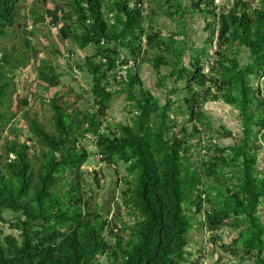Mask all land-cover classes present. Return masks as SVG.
I'll use <instances>...</instances> for the list:
<instances>
[{"label": "trees", "instance_id": "16d2710c", "mask_svg": "<svg viewBox=\"0 0 264 264\" xmlns=\"http://www.w3.org/2000/svg\"><path fill=\"white\" fill-rule=\"evenodd\" d=\"M23 1L0 0V39L19 23ZM145 1L70 0V9L58 6L39 19L50 17L55 26L61 24L62 40L79 50L93 48L84 63L92 77L97 111L70 116L54 99L52 131L27 118L34 143L41 147L38 154L32 156L33 148L27 143L7 144L6 161L0 167V224L10 225L14 234L0 240V264H100V257L109 264H189L187 235L193 225L185 215L187 208L199 218L205 212V220L198 225L213 233L210 242L221 252L243 264H264V222L259 214L264 206V171L258 167L264 100H258L252 87L254 80L264 76V0L257 9L242 0H230L232 8L221 14L219 23L209 24L208 45L213 44L219 26V49L209 76L199 57L192 71L181 66L183 50L174 48L173 37L164 40L153 19L145 16ZM191 1L197 6L206 2L218 22L211 9L213 0ZM25 42L30 46L28 36ZM164 49L176 58L175 65L165 57ZM149 52L153 59L148 58ZM243 53L249 57L242 66ZM119 61L135 65L149 61L162 87L168 79L174 83L171 89L166 86L167 100L162 104L146 89L139 69H130L123 79V92L133 103V119L105 129L103 118L114 98L111 86L123 84L117 79ZM6 65L8 56L0 57V105L9 91L2 81ZM164 66L172 67L168 77L160 74ZM180 91L185 95L175 109L178 103L172 96ZM209 99H221L238 110L242 130L227 147L210 137L208 156L198 152L193 161L190 152L199 151L193 142L206 135L205 127L214 126L202 110ZM177 110L189 122L175 132L177 123L171 114ZM221 131L220 139L233 136L225 126ZM89 136L101 162L124 164L130 176L122 194L123 205L135 221L128 237L113 230L99 209L90 212L86 208L82 168L93 155L83 142ZM229 175L236 182L233 188L224 182ZM212 179L214 185L209 183ZM202 194L211 209L203 210ZM8 213L14 219L7 218ZM225 229L238 232L231 245L224 243Z\"/></svg>", "mask_w": 264, "mask_h": 264}, {"label": "rangeland", "instance_id": "374dc122", "mask_svg": "<svg viewBox=\"0 0 264 264\" xmlns=\"http://www.w3.org/2000/svg\"><path fill=\"white\" fill-rule=\"evenodd\" d=\"M184 1L188 2L189 0ZM162 2L164 0L160 2L158 0H148V9H151L152 14L164 22L163 26L166 29H171L170 25L172 22L168 19L166 13L168 2L167 6L163 5ZM248 2L249 4L251 3V7L253 6L252 4H258L257 0H249ZM69 3L70 0H24L19 23L13 27L7 37L0 39V57L8 56V65L3 69L2 81L9 85L8 97L3 101V105H0V116L5 119L0 121L1 168L6 161V158L4 159L5 148L11 142L27 143L33 148L30 151L32 156L34 153L38 154L41 151V147L34 143V138L29 132L27 118L35 119L47 131H52L53 110L51 102L54 99L60 106L67 109V114L70 116L97 111V107L93 105V97L91 95L92 77L87 73L84 63L87 57L93 55V48L85 51L79 50L71 42L62 40L60 35L61 24L55 26L52 24L50 17H47L46 21L39 20L48 16V12L54 11L58 6L63 10L70 9L68 7ZM157 3L160 4L157 6ZM134 4L135 2H133ZM59 16L62 17V14L60 13ZM156 17L153 19L154 24L157 22ZM27 36L30 46H27L25 42ZM248 57L247 53H243L240 56L242 66L246 64ZM148 58L153 59L154 55L149 52ZM167 59L170 60V57H167ZM146 65L150 70L144 73L141 72L145 87L156 98L161 100L162 104H165L168 95L166 89L172 86V79L166 81L167 87L166 89L163 88L160 85L158 74L153 69V65L149 61L146 62ZM168 72V68L164 67L163 72H160V74L168 77L169 75H166ZM50 78H53L56 82L47 81ZM179 85L182 86V84ZM252 87L257 92L258 100L263 101L264 76L254 80ZM123 91H125V87L113 93V102L103 118L105 129L118 123L129 124L133 119V103L128 102L127 94ZM184 95L185 93L180 91L172 96V99L178 103L180 99H183ZM217 103L219 106H216ZM180 105L181 103H178L175 109H178ZM225 105L230 107L221 99L218 101L209 99L202 110L210 113V109L214 111V109L217 110L216 107H223L225 113L228 114ZM239 115L238 110H236V114L230 111L231 123L229 130L233 134V136H230L232 138H235L236 135L240 136L239 134L242 130L240 117V123L236 120ZM171 119L177 123L174 129L175 132L179 130V126L184 121L189 122V118L181 115L178 110L171 114ZM226 119L228 118L218 117L217 121L214 120L215 123L213 122L214 126L212 128L205 127V136L209 134L212 140H222L220 139L222 138L220 136V133L222 134L221 127L225 125V122L227 123ZM260 136L264 141V133L261 132ZM91 137L89 136L83 142L84 146L93 155L91 160L82 168L84 173L82 196L85 199L86 208L90 212H95L99 209L101 215L104 216L113 230L116 229L119 234H124L128 237L129 234L133 233L132 228L135 221L130 217V211L123 205L122 194L127 189V181H131L129 179L130 176H128L124 164L116 163L113 166L101 162V158L95 153L94 139L90 140ZM196 149H198V146ZM261 149L262 147L260 146ZM192 154H194L195 159L198 154L197 150H194ZM258 167L264 169V161H260ZM261 214L264 215V213ZM185 215L193 225L192 230L187 235L188 240L192 242L198 239L200 247H203L206 238H212L213 234L207 233L206 228L197 225L199 217L193 215L190 208H187ZM6 217L14 219V216L9 213L6 214ZM199 220L200 222L203 220L202 216ZM0 231V240L10 233L14 234L8 224H0ZM226 231L229 230L225 229L222 234L224 243L226 241V244L231 245L234 241L233 237L238 236V232L233 236L232 230ZM106 236L111 238L109 233H106ZM99 262L100 264H109L105 257H100ZM230 262L243 264L239 260L235 261L232 255L225 251H222V255L215 261H212L210 255H205L201 258V264H230Z\"/></svg>", "mask_w": 264, "mask_h": 264}, {"label": "crops", "instance_id": "0c3cea01", "mask_svg": "<svg viewBox=\"0 0 264 264\" xmlns=\"http://www.w3.org/2000/svg\"><path fill=\"white\" fill-rule=\"evenodd\" d=\"M161 0H158V2H160ZM207 0H204V2ZM244 3L249 4V0H242ZM258 4L254 5L251 8L253 9H257L259 6L260 7V0H257ZM167 2L168 0H164L163 5L167 6ZM160 3L157 4V6ZM170 5L173 6V9H170ZM168 4V8L166 13H169L173 16H169L168 19H170V21L172 22L170 27L171 29H166L164 25L163 21H160L158 17H156L157 22H155V26L157 25V30L159 32H161V36L163 37L164 40H169L171 37H173L174 39V48L178 49L181 48L182 51V55H181V66L187 70L192 71V64L193 62L199 57L202 61V66L206 67L209 66L211 60H212V55H211V51L213 50V44L212 45H208L207 41L209 39L210 33L208 32V26L209 24L212 23H219L217 22L213 16L211 14H209L210 9L208 8V6L205 4H201L200 6H197L196 3L192 2V1H184V0H172L171 4ZM233 2L232 1H228L227 6L225 8V11H229L232 8ZM251 5V3L249 4ZM165 6V7H166ZM147 15H150L151 19H154L151 17L152 14V10L148 9V13ZM151 23V20L149 21ZM163 28V29H162ZM216 32L217 29L219 28V26L217 25L216 27ZM216 39V33H215V38L214 41ZM214 43V42H213ZM166 50L164 49L163 54L165 55V57H170V62L172 63V65H175L176 63V58L174 56H171L169 54H167V52H165ZM206 51L205 55H203L202 53ZM218 51V50H217ZM152 53V52H151ZM155 54V53H154ZM160 54V53H159ZM138 67V66H137ZM165 67V66H164ZM163 67V68H164ZM163 68L160 70V72H163ZM168 68L169 72L166 75H170L172 73V67L168 66L165 67ZM139 69V73L141 76V72H146L149 71V67H147L146 63L142 64L140 63V67L137 68ZM154 69V68H153ZM154 71L157 73V71L154 69ZM142 79V77H141ZM169 80V79H168ZM143 81V80H142ZM171 83H174V80H171ZM163 88L166 89V86H164ZM172 87L170 86L171 89ZM167 90V89H166ZM168 92V91H167ZM205 106V105H204ZM203 106V108H204ZM216 106H219L218 103L216 104ZM226 110L227 113H225V109L223 107H216L217 110L214 109V111H211L210 109V113H205L212 118V120L217 121L218 117H227V123L225 122L224 126L226 128H230V123H231V119H230V111L234 112V114H236V109H234L233 107H229L226 106ZM219 110V111H218ZM240 115L236 118V120H238V122L240 123V119H239ZM185 123V121L183 122ZM215 123V122H214ZM233 130V129H232ZM216 131V130H215ZM235 137V136H234ZM238 137V135H236L235 139ZM195 143V142H193ZM220 143L223 146H231V144L234 143V138L230 137L228 139L223 138ZM196 144V143H195ZM194 152V150H192L190 152V155L192 157V160L194 161V154H192ZM229 180L228 181H224L226 182V184L228 186H231L230 188H233L234 184H236V182L233 181V183L231 182L230 178L231 175L228 176ZM211 185L215 184L214 179H212V181L209 182ZM261 213H264V207H262L260 209ZM200 218H198V224L200 222L199 220ZM197 224V225H198ZM229 232V231H226ZM228 234V233H226ZM236 233H233V236H235ZM235 240L237 238L233 237ZM226 243V241H225ZM205 245V242H204ZM204 245L203 247H200L199 243H198V239L197 241L194 240L192 242L189 241V246L187 248V253L189 255V257L194 258L197 257L198 254H200V252H202V250L204 249Z\"/></svg>", "mask_w": 264, "mask_h": 264}, {"label": "built area", "instance_id": "2783aa9c", "mask_svg": "<svg viewBox=\"0 0 264 264\" xmlns=\"http://www.w3.org/2000/svg\"><path fill=\"white\" fill-rule=\"evenodd\" d=\"M229 0H213V6H212V10L215 11L216 15H217V19L219 22V18L221 16V14L223 12H225V8L227 6ZM218 38H219V28L217 29L216 32V39L213 43V54L215 52H217L218 50ZM123 62H125V64H122ZM134 67V61H130V62H126V61H119L118 62V69H117V74L118 77L117 79L123 82V79H127V72L130 68ZM206 73L210 72V69L207 67L205 69ZM124 82L123 84H121L120 86H118V84H112L111 86V91L114 93L116 91H120L123 88ZM264 133V130H263ZM210 137L209 136H205L202 135L201 138L199 139V141H196L195 143L198 144V148L200 154L202 156H208V151H207V145L209 142ZM259 144L261 145L262 149H261V154H260V161H264V141L261 139L260 137V141ZM261 171H264V169L259 168ZM202 200H203V210L206 209H211V205L208 204L207 202V196L202 194ZM202 216V221L205 220V212H203ZM207 233L213 234L210 230H208L207 228L205 229ZM211 238L205 240V245H204V249L202 250V252H200V254H198L197 257H194L191 259V261L189 262V264H201V258L202 256L205 255H210V258L212 259V261H215L219 256L222 255V252L220 250L217 249V246L210 242ZM218 250V251H217ZM230 264H233L232 262H230Z\"/></svg>", "mask_w": 264, "mask_h": 264}, {"label": "clouds", "instance_id": "9594fccd", "mask_svg": "<svg viewBox=\"0 0 264 264\" xmlns=\"http://www.w3.org/2000/svg\"><path fill=\"white\" fill-rule=\"evenodd\" d=\"M191 1V0H190ZM136 3V2H135ZM135 5V4H134ZM134 5H131V8H133L134 7ZM143 8H144V14H145V16H147V17H149V15H147V13H148V1L146 0L145 2H144V5H143ZM219 39V38H218ZM144 42H145V44H146V39H144ZM218 49H219V47H218ZM218 52V51H217ZM217 52H215L214 54H213V51H211V55H212V60H211V62H210V64H209V66H206V67H203L204 68V72H205V69L208 67L209 69H210V72H211V68H210V66H211V63L214 61V59L216 58V55H217ZM143 57H144V53L142 54V57H141V59H143ZM135 63V62H134ZM140 63H142V61L141 62H138L136 65L134 64V67H132V68H130V69H135L136 71H137V66H139L140 65ZM129 69V70H130ZM128 70V71H129ZM206 73L205 72V74L206 75H210L211 73ZM127 76H128V72H127ZM123 87H125V84L123 85ZM119 93V92H118ZM114 95V94H113ZM234 108V107H233ZM262 133H263V130H262ZM261 135V133L259 134V136ZM261 137V136H260ZM200 139V138H199ZM194 142H196V141H194ZM198 145V144H197ZM261 146V145H260ZM199 149V148H198ZM197 152H198V150H197ZM260 154H261V151H260ZM260 154H259V162H260ZM262 207H264V206H261V208ZM260 208V209H261ZM260 209H259V212H260ZM260 214V216H261V219H262V221H263V218H264V215L263 214H261V212L259 213ZM264 222V221H263ZM190 259H192L191 257H190ZM191 261V260H190Z\"/></svg>", "mask_w": 264, "mask_h": 264}]
</instances>
